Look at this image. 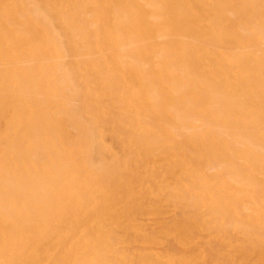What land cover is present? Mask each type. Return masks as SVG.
<instances>
[{"label":"bare ground","instance_id":"bare-ground-1","mask_svg":"<svg viewBox=\"0 0 264 264\" xmlns=\"http://www.w3.org/2000/svg\"><path fill=\"white\" fill-rule=\"evenodd\" d=\"M0 264H264V0H0Z\"/></svg>","mask_w":264,"mask_h":264},{"label":"rangeland","instance_id":"rangeland-1","mask_svg":"<svg viewBox=\"0 0 264 264\" xmlns=\"http://www.w3.org/2000/svg\"><path fill=\"white\" fill-rule=\"evenodd\" d=\"M247 1H248L249 3L252 2V0H247ZM257 41H258V43L260 42V38H259V36H257ZM258 48H259V46H256L255 48H253V51L256 52V51L258 50ZM111 138H112V137L107 138V141L109 142ZM199 246H200V245H199L198 240H196V239H192V240H191L190 247H191L192 250H197V249H199Z\"/></svg>","mask_w":264,"mask_h":264}]
</instances>
